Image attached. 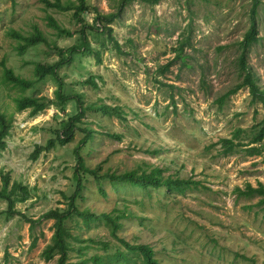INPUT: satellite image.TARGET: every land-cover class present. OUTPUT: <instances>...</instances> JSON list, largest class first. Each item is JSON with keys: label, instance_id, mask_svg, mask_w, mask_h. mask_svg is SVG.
Masks as SVG:
<instances>
[{"label": "rangeland", "instance_id": "rangeland-1", "mask_svg": "<svg viewBox=\"0 0 264 264\" xmlns=\"http://www.w3.org/2000/svg\"><path fill=\"white\" fill-rule=\"evenodd\" d=\"M86 3L90 25L97 13L116 16L102 28H86L90 49L74 53L58 69L62 92L69 96L59 102L53 77L20 90L3 80V65L35 80V63H54L59 56L43 42L19 52L22 41L15 32L27 35L37 26L50 45L65 50L80 43L73 9L41 0H0V108L12 116L0 150V186L5 177L8 189L13 183L28 189L24 201L18 200L19 190L10 194L15 199L10 213L0 198V264L56 262L57 254L44 255L54 219L41 216L70 209L77 146L86 170L74 203L94 216L87 223L74 214L65 220L73 235L67 239L69 261L94 264L92 257L102 255L104 264H126L113 257L124 246L101 217L110 213L121 216L116 235L152 246L160 264H264V202L237 191L247 183L264 186V134L256 139L264 106L246 85L231 92L242 83L238 56L253 4L256 40L245 60L264 90V0ZM47 16L72 36L60 35ZM103 104L109 113L99 110ZM79 106L84 112L74 118ZM69 123L71 135L61 143L57 134L63 135ZM97 165L99 174L159 168L164 177L199 183L179 192L103 179V194L88 171ZM132 253H127L129 264H147L140 252Z\"/></svg>", "mask_w": 264, "mask_h": 264}, {"label": "trees", "instance_id": "trees-1", "mask_svg": "<svg viewBox=\"0 0 264 264\" xmlns=\"http://www.w3.org/2000/svg\"><path fill=\"white\" fill-rule=\"evenodd\" d=\"M43 3H45L47 6L54 7L56 9H73L72 11V17L74 21L78 24H80V43L74 44L68 47L67 49H62L58 47L55 44L50 45V43L47 41L46 36L42 33V31L37 27L34 26L31 33L27 35H21L20 33L15 32L14 36L19 38V41H22L18 44V51L23 52L28 46L35 45L37 43H46L51 48L55 49L56 54L59 56V60L55 61L54 63H44V62H37L35 63L33 74L35 76V80L32 79H26L23 78L17 74L14 73V71L10 67H6L3 65V74L2 78L4 81L11 83L12 86L19 88L20 90L27 89L33 86V84L37 80H42L47 76L53 77V79L57 82V89L55 90L57 100L59 102H63L64 100H67L69 96H66L62 92L63 88V80L58 75V69L66 64L68 61L72 59V56L74 53H81L86 50H89L88 47V40L86 37V28L95 30L96 28H102L104 27V24L106 25L108 22H110L116 14H107L102 15L97 13L93 24H88L85 21L84 15L88 11V4L86 3V0H75L74 2H63L62 0H41ZM152 3H157L159 0H151ZM255 8L256 4H253V8L251 10V22L249 29L244 34V38L240 42L241 46V52L238 56V65L240 70L243 72V78L242 83L238 84L231 92H234L237 90V88L246 85L249 88V91L251 92L253 98L259 99L264 106V90L259 89L258 85L256 83L255 77L252 74L251 71H249L248 66L246 64L245 60V54L246 49L256 40V21H255ZM47 20L49 25H51L53 28L57 30V32L60 35H67L72 36V32L67 30L66 28L61 27L58 25L56 20L52 16H47ZM103 23L99 26H96V23ZM114 45L118 46L117 41L112 37ZM178 57L181 54V48L179 47L177 49ZM98 57V54H96ZM99 61V59H98ZM169 64H166L163 69H167ZM162 70V69H161ZM163 73V72H162ZM89 81L93 83V78L90 77ZM94 84V83H93ZM78 97V96H77ZM77 101L80 103V100L77 99ZM91 108H94L95 106H90ZM99 110L109 113V108L107 105H101L99 107ZM113 112L118 111V107L111 108ZM84 108L82 109L81 106H79V112L76 114L74 118H78L81 114H83ZM12 124V116H8L4 111L0 108V150L4 149L5 147V137L9 133V129ZM71 123L66 125L63 130V135L60 133L57 134V140H59L61 143H65L67 141V138L71 135ZM89 131H87L86 137H84L82 143L87 142L89 138ZM264 134V124L261 128V134H259L256 139H260L263 137ZM255 140V139H254ZM54 140L49 141L51 145L54 144ZM256 141V140H255ZM225 143H230L231 140L225 139ZM79 146H77L75 150V154L77 156V167L74 171V178L76 179V189L71 195V202H70V209L65 212H59L56 209H50L47 212H45L41 217L42 218H52L54 219L53 222V233L51 237V243H49L45 250L44 255L47 258H50L54 253L58 255L57 260L54 264H86V260H81L79 262H71L68 260V252L71 250L69 243L67 241L68 238L73 237L72 233L70 232V229L65 225V220L71 215H77V216H83L84 222L87 223L91 217L94 216L89 210H79L78 207L75 205V199L79 195L81 188H82V179L80 177L81 171H85L86 167L84 164V159L79 154L78 151ZM39 151V148L36 150V152ZM100 169V165H97L95 169L88 170L91 172L98 183H100L103 179H108L110 181H127L132 184H136L140 186L141 188H147L149 186L153 187H163L167 190H176V191H183L190 185L198 184L199 181L192 180L191 178H172L171 176L164 177L161 173V170L159 168H152L150 169V172L148 171H141L140 173H137L135 170L131 171H124L121 174H116L114 172H105L103 174H99L98 171ZM8 180L3 177L2 178V185L0 186V198L6 199L8 202L7 211L10 213V210L14 206L15 199L10 195L11 193L14 194L17 190L21 191L20 198L18 200L24 201L28 198V189L23 186L22 184L13 183L12 187L8 189ZM98 189L101 193L105 194V190L102 188L101 183L98 184ZM238 195H245L247 197L252 196H261L260 202H264V186L259 183L258 186H252L249 183L246 184L245 189L237 188ZM102 218H104L105 221H107V225L110 228L111 234L120 240L124 246V250H116L113 257L115 259H122L126 264H129V256L128 252L130 253H136L140 252L143 257V261H145L147 264H160L157 259L153 257V248L152 246H149L147 244H130L126 242L123 238H120L116 235V230L119 227V223L116 222L121 216H114L110 213H103L101 215ZM132 253V254H133ZM92 261L94 264H104L103 256L102 255H94L92 257Z\"/></svg>", "mask_w": 264, "mask_h": 264}]
</instances>
